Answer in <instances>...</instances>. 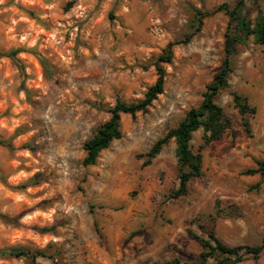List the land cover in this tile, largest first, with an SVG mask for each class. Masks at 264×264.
<instances>
[{"label": "clouds", "instance_id": "9594fccd", "mask_svg": "<svg viewBox=\"0 0 264 264\" xmlns=\"http://www.w3.org/2000/svg\"><path fill=\"white\" fill-rule=\"evenodd\" d=\"M0 264H264V0H0Z\"/></svg>", "mask_w": 264, "mask_h": 264}]
</instances>
